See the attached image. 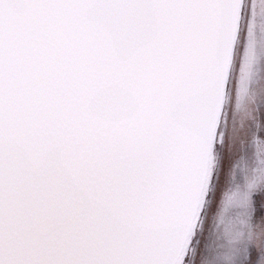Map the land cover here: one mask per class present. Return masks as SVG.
Returning a JSON list of instances; mask_svg holds the SVG:
<instances>
[{"label":"snow or ice","instance_id":"obj_1","mask_svg":"<svg viewBox=\"0 0 264 264\" xmlns=\"http://www.w3.org/2000/svg\"><path fill=\"white\" fill-rule=\"evenodd\" d=\"M258 22L264 51V0H0V264H264Z\"/></svg>","mask_w":264,"mask_h":264},{"label":"rangeland","instance_id":"obj_2","mask_svg":"<svg viewBox=\"0 0 264 264\" xmlns=\"http://www.w3.org/2000/svg\"><path fill=\"white\" fill-rule=\"evenodd\" d=\"M247 26V23L245 22L244 27ZM262 32V26L258 22L257 23V60L256 62L251 65L250 71L252 73V80L255 82L257 79H264V51L260 48V37ZM243 36V34H242ZM247 37H244V40H246ZM242 40V44L244 42ZM246 63L245 57L243 54V48L238 52L237 55V61H236V72L239 74V68L241 63ZM253 88L249 89V94L247 97L243 99L242 102H238L235 94L233 93L232 96V103H231V112L233 116L235 117V125L238 127L242 122L246 121L254 111L255 107V101L254 97L252 95ZM239 104V106H238ZM229 145L227 143L223 144L221 146L222 151H227ZM227 174V173H226Z\"/></svg>","mask_w":264,"mask_h":264}]
</instances>
